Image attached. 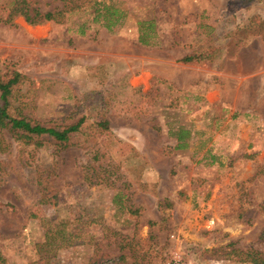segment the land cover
I'll return each instance as SVG.
<instances>
[{"label": "rangeland", "instance_id": "rangeland-1", "mask_svg": "<svg viewBox=\"0 0 264 264\" xmlns=\"http://www.w3.org/2000/svg\"><path fill=\"white\" fill-rule=\"evenodd\" d=\"M97 1L117 10L111 31L87 10L0 23V71L27 78L22 112L48 125L84 119L58 151L0 131L7 264H250L252 249L264 258V41L237 31L264 18V0ZM194 51L212 59L178 61ZM177 126L194 134L184 149L167 133ZM87 170L105 185L88 184Z\"/></svg>", "mask_w": 264, "mask_h": 264}, {"label": "trees", "instance_id": "trees-1", "mask_svg": "<svg viewBox=\"0 0 264 264\" xmlns=\"http://www.w3.org/2000/svg\"><path fill=\"white\" fill-rule=\"evenodd\" d=\"M235 1L239 5H244L255 0ZM60 2L61 8L59 10L43 12L37 7L30 5L28 0H9L4 17L0 15V23L11 24L14 16H21L30 25L39 24L42 21L60 22L65 12L74 13L79 10H83L84 12L87 10L90 15L89 22L99 23L108 31H111L119 19L117 10L111 5H105L102 1L60 0ZM144 22L151 23L149 19L136 20L138 30L142 28ZM88 26L83 21L79 23L76 28L77 34H83ZM241 30L243 34H254L260 40L264 41V18L258 22H254L252 19L249 20L247 25L237 28V31ZM138 41L142 44H149L142 30L138 34ZM211 59L212 56H209L206 52L194 51L179 58L178 61L184 63ZM25 80L27 78L16 70L0 71V131L4 129L13 140L33 147L53 146L54 150L58 151L73 145L78 137V131L84 119L80 117L76 121L66 125H48L22 112V99L20 96L17 99L16 96H18L21 85ZM106 124L107 122L105 120L99 122V126L102 129H107ZM167 133L175 139V149H184L187 146L188 140L194 135L191 129L184 126H177L174 130L168 128ZM6 146L7 144L3 142L0 132V151H3ZM213 157L215 159L217 156H211V158ZM210 162H212V159ZM83 179L88 184L105 185L102 178H98L96 175L93 176L92 173L89 174L88 170L83 173ZM163 203L159 201L158 206H162ZM50 231L51 229L46 228L45 236ZM246 255L250 264H264V258L261 252L252 249ZM0 264H7V260L1 250Z\"/></svg>", "mask_w": 264, "mask_h": 264}, {"label": "crops", "instance_id": "crops-1", "mask_svg": "<svg viewBox=\"0 0 264 264\" xmlns=\"http://www.w3.org/2000/svg\"><path fill=\"white\" fill-rule=\"evenodd\" d=\"M182 57V56H181Z\"/></svg>", "mask_w": 264, "mask_h": 264}]
</instances>
